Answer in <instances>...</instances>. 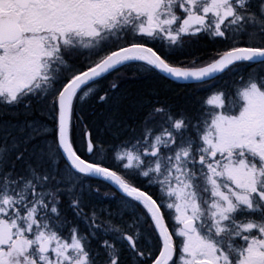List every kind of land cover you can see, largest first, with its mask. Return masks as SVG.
<instances>
[{
  "label": "snow or ice",
  "instance_id": "snow-or-ice-1",
  "mask_svg": "<svg viewBox=\"0 0 264 264\" xmlns=\"http://www.w3.org/2000/svg\"><path fill=\"white\" fill-rule=\"evenodd\" d=\"M0 264H264V0H0Z\"/></svg>",
  "mask_w": 264,
  "mask_h": 264
}]
</instances>
